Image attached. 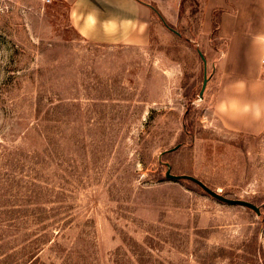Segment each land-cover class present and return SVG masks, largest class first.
<instances>
[{
	"label": "rangeland",
	"instance_id": "374dc122",
	"mask_svg": "<svg viewBox=\"0 0 264 264\" xmlns=\"http://www.w3.org/2000/svg\"><path fill=\"white\" fill-rule=\"evenodd\" d=\"M204 1L130 46L0 0V264H264L263 51L226 61Z\"/></svg>",
	"mask_w": 264,
	"mask_h": 264
},
{
	"label": "crops",
	"instance_id": "0c3cea01",
	"mask_svg": "<svg viewBox=\"0 0 264 264\" xmlns=\"http://www.w3.org/2000/svg\"><path fill=\"white\" fill-rule=\"evenodd\" d=\"M63 1L68 4L72 25L85 39L96 44L130 46H146L151 42L157 18L178 25L185 4L184 0ZM217 11L220 13L217 34L227 41L226 61L241 68L259 63L264 48L259 40L264 33V0H205L202 37L212 34Z\"/></svg>",
	"mask_w": 264,
	"mask_h": 264
},
{
	"label": "trees",
	"instance_id": "16d2710c",
	"mask_svg": "<svg viewBox=\"0 0 264 264\" xmlns=\"http://www.w3.org/2000/svg\"><path fill=\"white\" fill-rule=\"evenodd\" d=\"M184 2H185V0H184ZM183 7V6H182ZM156 13H157V15H159V13L157 12V11H155ZM160 16V15H159ZM160 20L167 26V27H169L170 29H172V30H174L172 27H170V24L167 22V21H165L162 17H160ZM218 27H219V21L217 22V21H215V18H214V20H213V32L214 33H217V31H218Z\"/></svg>",
	"mask_w": 264,
	"mask_h": 264
},
{
	"label": "built area",
	"instance_id": "2783aa9c",
	"mask_svg": "<svg viewBox=\"0 0 264 264\" xmlns=\"http://www.w3.org/2000/svg\"><path fill=\"white\" fill-rule=\"evenodd\" d=\"M260 64H261L262 68H264V48H263V52H262V55L260 58Z\"/></svg>",
	"mask_w": 264,
	"mask_h": 264
},
{
	"label": "bare ground",
	"instance_id": "6f19581e",
	"mask_svg": "<svg viewBox=\"0 0 264 264\" xmlns=\"http://www.w3.org/2000/svg\"><path fill=\"white\" fill-rule=\"evenodd\" d=\"M261 40H262V42L264 44V34H262Z\"/></svg>",
	"mask_w": 264,
	"mask_h": 264
},
{
	"label": "water",
	"instance_id": "95a60500",
	"mask_svg": "<svg viewBox=\"0 0 264 264\" xmlns=\"http://www.w3.org/2000/svg\"><path fill=\"white\" fill-rule=\"evenodd\" d=\"M208 79L207 78H205V84H204V86H203V89L205 88V85H206V81H207Z\"/></svg>",
	"mask_w": 264,
	"mask_h": 264
}]
</instances>
